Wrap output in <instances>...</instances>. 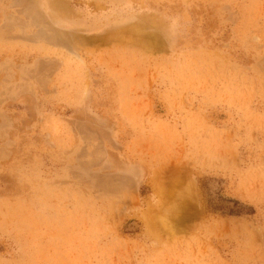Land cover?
<instances>
[{
    "label": "rangeland",
    "instance_id": "rangeland-1",
    "mask_svg": "<svg viewBox=\"0 0 264 264\" xmlns=\"http://www.w3.org/2000/svg\"><path fill=\"white\" fill-rule=\"evenodd\" d=\"M0 264H264V0H0Z\"/></svg>",
    "mask_w": 264,
    "mask_h": 264
},
{
    "label": "trees",
    "instance_id": "trees-1",
    "mask_svg": "<svg viewBox=\"0 0 264 264\" xmlns=\"http://www.w3.org/2000/svg\"><path fill=\"white\" fill-rule=\"evenodd\" d=\"M230 214H233V215H234V214H239V212H233V211H232Z\"/></svg>",
    "mask_w": 264,
    "mask_h": 264
}]
</instances>
